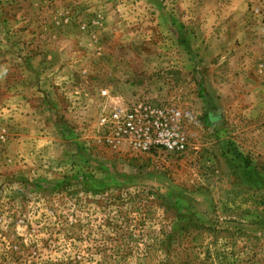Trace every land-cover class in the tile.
Segmentation results:
<instances>
[{
	"label": "rangeland",
	"instance_id": "374dc122",
	"mask_svg": "<svg viewBox=\"0 0 264 264\" xmlns=\"http://www.w3.org/2000/svg\"><path fill=\"white\" fill-rule=\"evenodd\" d=\"M251 8L252 38L215 69L161 66L159 37L154 52L146 39L99 37L97 14L80 26L97 50L41 101L65 128L70 106L84 145L71 160L11 165L0 102V264H264V0ZM103 89L179 110L186 149L142 154L96 137Z\"/></svg>",
	"mask_w": 264,
	"mask_h": 264
},
{
	"label": "crops",
	"instance_id": "0c3cea01",
	"mask_svg": "<svg viewBox=\"0 0 264 264\" xmlns=\"http://www.w3.org/2000/svg\"><path fill=\"white\" fill-rule=\"evenodd\" d=\"M253 1L0 0V102L3 116L12 125L6 150L11 165H40L53 152H67L69 160L80 154L78 146L84 145L70 106L65 128L63 112L41 101L44 93L70 86L77 72L86 70L89 55L97 47L80 26L96 14L101 23L96 31L99 37L124 45L132 38L146 39L152 52L159 37L161 66L182 71L203 65L215 69L219 55L229 57L234 43L252 38L246 33L256 16ZM137 46L133 44L134 51H139ZM109 96L111 104L123 100L118 94ZM87 100L93 102V97ZM44 108L51 123L43 122Z\"/></svg>",
	"mask_w": 264,
	"mask_h": 264
},
{
	"label": "built area",
	"instance_id": "2783aa9c",
	"mask_svg": "<svg viewBox=\"0 0 264 264\" xmlns=\"http://www.w3.org/2000/svg\"><path fill=\"white\" fill-rule=\"evenodd\" d=\"M99 98L96 137L104 132L105 142L127 141L131 150L142 154L157 150L181 153L186 149L185 133L177 124L179 110L157 106L145 99L108 106L110 97L105 89L100 91Z\"/></svg>",
	"mask_w": 264,
	"mask_h": 264
},
{
	"label": "trees",
	"instance_id": "16d2710c",
	"mask_svg": "<svg viewBox=\"0 0 264 264\" xmlns=\"http://www.w3.org/2000/svg\"><path fill=\"white\" fill-rule=\"evenodd\" d=\"M206 119H208V118H206ZM207 121H208V120H207ZM207 121H206V122H207Z\"/></svg>",
	"mask_w": 264,
	"mask_h": 264
}]
</instances>
